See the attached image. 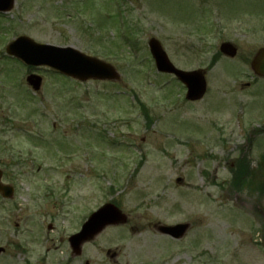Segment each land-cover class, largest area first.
<instances>
[{
	"label": "rangeland",
	"instance_id": "obj_1",
	"mask_svg": "<svg viewBox=\"0 0 264 264\" xmlns=\"http://www.w3.org/2000/svg\"><path fill=\"white\" fill-rule=\"evenodd\" d=\"M19 35L110 62L121 79L18 64L4 47ZM151 36L176 67L204 70L202 99L155 70ZM222 41L234 58L217 55ZM260 46L264 0H14L0 13V168L14 187L0 197V264H67L69 232L108 201L127 223L86 243L82 262L264 264V80L248 67ZM175 223H188L179 239L153 228Z\"/></svg>",
	"mask_w": 264,
	"mask_h": 264
},
{
	"label": "water",
	"instance_id": "obj_2",
	"mask_svg": "<svg viewBox=\"0 0 264 264\" xmlns=\"http://www.w3.org/2000/svg\"><path fill=\"white\" fill-rule=\"evenodd\" d=\"M13 0H0V10L7 11L12 7ZM150 51L155 59L156 67L159 71L173 73L187 87L186 98L196 100L202 97L205 92V79L201 70L182 71L174 68L168 61L165 53L155 39L149 40ZM223 53L233 56L235 48L229 43L221 45ZM7 52L22 59L27 64L48 65L57 69L61 73L86 80L88 78L117 79L118 74L108 64L86 56L71 47H59L50 44H39L28 37H18L7 47ZM256 73L264 75V49H260L251 63ZM27 82L34 90L39 89L41 78L37 75H29ZM0 191L4 196L12 195V188L0 184ZM126 220L123 215L112 204H105L98 211L94 212L87 222L82 226L79 233L73 235L69 240L73 248L86 239L91 238L107 224L124 223ZM187 225L180 224L171 227H162L161 231L178 237L185 231ZM1 251V248H0Z\"/></svg>",
	"mask_w": 264,
	"mask_h": 264
},
{
	"label": "flooded vegetation",
	"instance_id": "obj_3",
	"mask_svg": "<svg viewBox=\"0 0 264 264\" xmlns=\"http://www.w3.org/2000/svg\"><path fill=\"white\" fill-rule=\"evenodd\" d=\"M69 252V250H68ZM110 252L107 251V256L110 257V258H115L117 256V252H113L112 254H109ZM82 255H79V256H70L69 255V259H68V263L67 264H91V262H89L87 259H85L83 262L80 260ZM37 263V261H36ZM113 264H115V262H113Z\"/></svg>",
	"mask_w": 264,
	"mask_h": 264
}]
</instances>
